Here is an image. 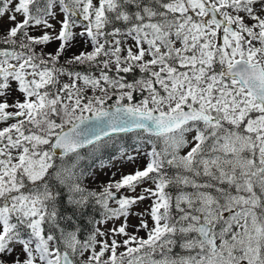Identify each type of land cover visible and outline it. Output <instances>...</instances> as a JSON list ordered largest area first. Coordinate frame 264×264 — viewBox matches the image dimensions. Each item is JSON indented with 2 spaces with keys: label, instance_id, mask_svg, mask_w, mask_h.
<instances>
[{
  "label": "snow or ice",
  "instance_id": "1",
  "mask_svg": "<svg viewBox=\"0 0 264 264\" xmlns=\"http://www.w3.org/2000/svg\"><path fill=\"white\" fill-rule=\"evenodd\" d=\"M4 16L0 264H264V0H0ZM78 39L91 50L61 63ZM112 145L110 163H146L90 191L81 161L109 166ZM57 185L123 223L66 230Z\"/></svg>",
  "mask_w": 264,
  "mask_h": 264
},
{
  "label": "rangeland",
  "instance_id": "2",
  "mask_svg": "<svg viewBox=\"0 0 264 264\" xmlns=\"http://www.w3.org/2000/svg\"><path fill=\"white\" fill-rule=\"evenodd\" d=\"M18 19H20V17L18 16ZM0 25L3 26V29H7L8 27H11L12 25L10 24V22L8 21V18L7 16H4L3 18H0ZM58 25H57V30H58ZM76 31H79V29H76ZM33 35H39L40 33L39 32H36V31H32ZM131 43V41L129 42ZM58 47V43L57 42H53V43H50L48 44L45 48H44V51L45 52H48V53H52L55 51V49ZM39 51V49H37ZM81 50H85V51H90L91 48L89 45H85L81 40H77L74 44V46L68 50L65 54H64V57L62 58L61 62L63 63V59H66L67 57H70L71 55H73L74 53L78 54L79 51ZM139 71V70H138ZM138 74L140 75V73L138 72ZM65 81H67V78H63ZM15 87V85H14ZM88 95H91V90L89 89L88 92H87ZM13 96H20V94L18 92H14L13 93ZM20 98L22 99V96H20ZM137 99H140V96L139 94H137ZM13 121H9L8 123H12ZM7 126V124H4V123H0V129H2L3 127ZM189 139H191V136H189ZM125 140L127 141L128 144H131L132 141L129 137H125ZM117 151V149H116ZM187 151V149L183 150L181 152V155L184 154V152ZM109 160H106L104 161L105 163H108L109 166L107 167H100L99 163L96 164L95 166H93L91 169H90V173H92L91 175H88L86 174L84 177H83V185H84V182L85 184H87V187L88 189L91 191V190H94V191H97V192H100L102 191V187L105 186L110 178L112 177V173L115 172L116 173V176H115V179L116 180H119L121 178V173H131L135 170V168L137 166L139 167H143L146 163V160H145V157L143 156H139L138 159L136 160L135 164L133 163H125L123 166H121L120 162H119V157L116 158V161L113 162V163H110ZM114 164V166H113ZM119 169V170H118ZM86 172V171H85ZM146 186H151V185H146ZM122 192H124L125 195H137L139 192H140V189L138 188L137 191L135 193H129L127 192L126 190H123L122 189ZM151 201L150 200H144L140 203H138L136 206H134L132 208V212L136 213V212H143L144 209L148 208L149 205H150ZM111 204V202H110ZM112 206H115V205H112ZM100 219V218H99ZM144 219L148 220V223L149 225L151 226L152 222L150 220V217L148 216H145ZM121 223H123V217H121L120 219H114V220H111L103 225H97L96 224V227H101L103 231L107 232L109 229H111L113 227V225L115 226H119ZM139 224V217L138 216H135V215H132V216H129L128 217V227L126 229V231L128 233H133L135 231V226ZM138 237H143V238H146V232L144 230H141L139 231L138 233H135ZM118 242L122 241V239H124L125 237H121L119 235H117L115 237ZM102 239H107L108 242L110 243L112 237H100V236H97V240L100 241ZM134 246V245H133ZM96 251H99V245L96 247L95 249ZM17 252L20 251V247L17 246V249H16ZM125 251V248L123 246L119 247L117 249V254L121 253V252H124ZM90 254V252H86L85 255L82 257V259H87V256ZM186 253H182V255H184ZM15 255V253L13 254ZM107 255H105V259H107ZM159 258V257H157ZM7 259L11 260L12 257L9 256L7 257ZM21 259H23V256H21Z\"/></svg>",
  "mask_w": 264,
  "mask_h": 264
},
{
  "label": "trees",
  "instance_id": "3",
  "mask_svg": "<svg viewBox=\"0 0 264 264\" xmlns=\"http://www.w3.org/2000/svg\"><path fill=\"white\" fill-rule=\"evenodd\" d=\"M75 70L87 71L85 66H77ZM138 72H139L138 69H136L133 73L127 74L126 78L128 80L139 78L140 75L138 74ZM85 151L86 150H81L82 155L84 154ZM115 152H116V146L112 145V146L102 149L101 153L98 155L100 159H102L103 161H106V160H109ZM98 163H99V160H93L92 158L85 156V158L81 161V167L86 171L85 173L87 174V173H90V169ZM84 186L88 188L85 182H84ZM56 190L60 192V196L58 197V207L60 210L61 217H71L70 220L61 219L60 223L62 227H64L66 230H75L76 228H79L80 231L78 235L81 238L87 237L89 232L94 227H96V224L90 222V218H93L94 220H98L100 218L99 206H94V203L90 202L85 208L77 209L73 206H70L67 203V193L65 189L57 185ZM182 253L183 252L177 245V247L173 249L172 254L182 255Z\"/></svg>",
  "mask_w": 264,
  "mask_h": 264
}]
</instances>
